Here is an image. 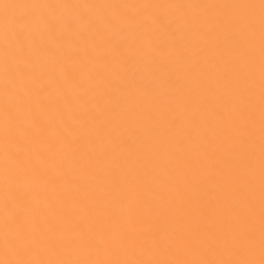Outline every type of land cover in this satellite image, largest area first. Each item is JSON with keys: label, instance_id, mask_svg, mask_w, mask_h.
<instances>
[{"label": "bare ground", "instance_id": "6f19581e", "mask_svg": "<svg viewBox=\"0 0 264 264\" xmlns=\"http://www.w3.org/2000/svg\"><path fill=\"white\" fill-rule=\"evenodd\" d=\"M0 264H264V0H0Z\"/></svg>", "mask_w": 264, "mask_h": 264}]
</instances>
